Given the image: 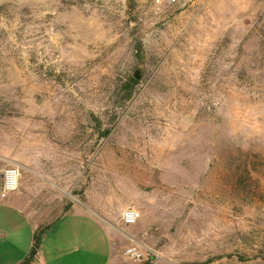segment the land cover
<instances>
[{
    "label": "rangeland",
    "instance_id": "374dc122",
    "mask_svg": "<svg viewBox=\"0 0 264 264\" xmlns=\"http://www.w3.org/2000/svg\"><path fill=\"white\" fill-rule=\"evenodd\" d=\"M153 2L0 0V162L143 264H264V0Z\"/></svg>",
    "mask_w": 264,
    "mask_h": 264
},
{
    "label": "crops",
    "instance_id": "0c3cea01",
    "mask_svg": "<svg viewBox=\"0 0 264 264\" xmlns=\"http://www.w3.org/2000/svg\"><path fill=\"white\" fill-rule=\"evenodd\" d=\"M4 167L0 162V264H22L33 247L35 233L40 230L43 231L37 249L40 264L131 262L121 249L116 251L110 229L120 232L106 226L88 204L75 199L68 188L45 172L38 179L22 174L18 189L3 195ZM86 194L84 191L85 198ZM95 236L105 239L103 256L98 253L100 244Z\"/></svg>",
    "mask_w": 264,
    "mask_h": 264
},
{
    "label": "built area",
    "instance_id": "2783aa9c",
    "mask_svg": "<svg viewBox=\"0 0 264 264\" xmlns=\"http://www.w3.org/2000/svg\"><path fill=\"white\" fill-rule=\"evenodd\" d=\"M178 0H154L155 8L159 9L160 6L167 4L172 5ZM20 168L18 165L6 166L2 170V188L1 192L3 195H7L15 192L18 189L19 180H20ZM140 219V213L130 207L127 208L121 214V222L124 226L129 227L136 225ZM132 245L128 246L123 250V256L133 262L143 264L149 262L153 257H156L154 252L148 248L142 247L136 241H132Z\"/></svg>",
    "mask_w": 264,
    "mask_h": 264
},
{
    "label": "trees",
    "instance_id": "16d2710c",
    "mask_svg": "<svg viewBox=\"0 0 264 264\" xmlns=\"http://www.w3.org/2000/svg\"><path fill=\"white\" fill-rule=\"evenodd\" d=\"M43 233L42 230L37 231L34 235V244L33 247L28 255V257L26 258V260H24V262L22 264H25L26 262H28L31 258L35 257L37 255V249H38V245L40 242V237L41 234Z\"/></svg>",
    "mask_w": 264,
    "mask_h": 264
}]
</instances>
